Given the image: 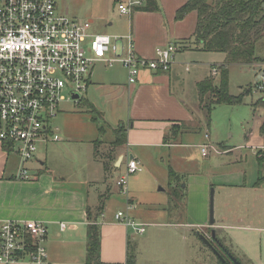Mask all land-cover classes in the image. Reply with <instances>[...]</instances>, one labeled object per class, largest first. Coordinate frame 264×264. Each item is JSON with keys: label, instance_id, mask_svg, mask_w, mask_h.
I'll use <instances>...</instances> for the list:
<instances>
[{"label": "rangeland", "instance_id": "1", "mask_svg": "<svg viewBox=\"0 0 264 264\" xmlns=\"http://www.w3.org/2000/svg\"><path fill=\"white\" fill-rule=\"evenodd\" d=\"M120 1L146 3V0H57V6L70 18L91 20L93 32L109 34L113 43L117 37L123 36L124 39L118 42L120 47L123 42L128 45L125 37L129 34H133L136 48L144 44L154 45L157 49L171 38L186 40L185 46L178 43L183 49L177 51L171 65L169 85L166 82L161 87L163 99H171L177 117L184 121L172 126L171 135H179L174 138L175 143L156 149L134 148V153L142 158V168L128 176L129 193L120 191L116 184L117 178L126 172L127 159H124L122 166L113 167L107 173L110 185L99 181L89 187L90 197L97 201L100 194L108 193L110 187V199L106 201L107 218L122 221L116 218V214L123 211L126 217L145 226L144 233H139L136 226H128L137 264H214L218 256L200 233L210 238L211 229H215L224 244L230 247L228 243L233 244L232 234L229 229L218 232L216 225L220 222L231 224L243 218L249 226L264 227V180L258 181L264 175V161L257 157V153L264 156V148L259 149L264 144L259 132L264 107L254 110L252 106L264 97V88H259L258 84L264 82L261 79L264 62L228 65L227 90L241 101L218 103L209 110L208 96L205 104L200 105L196 81L212 76L215 84H221L220 66L225 63V53L197 48L188 17L174 25V7L178 0H157L160 10L134 9L130 14L120 12ZM134 14L135 19H132ZM142 23H147V29L141 31ZM133 24L136 34L132 33ZM170 31L181 36L176 38V35L169 34ZM88 54L95 56L89 45ZM256 54L264 58V37L256 44ZM215 65L219 70L214 74L212 67ZM92 79L93 83H89L80 99L61 102L60 110L52 118V126L58 127L56 133L61 140L37 144L36 157L46 158L53 173L65 176L70 182L95 170L96 150L100 158L110 155L116 129L129 123V107L136 105L137 92L132 90L129 94L127 91L128 70L121 62L112 66L96 62ZM102 83L117 87L114 91L102 87ZM148 91L145 96H149ZM64 93L70 95L67 90ZM97 139L100 142L96 146ZM205 144L209 146L207 154L202 151ZM120 151L115 150L113 154ZM17 162V154L11 153L7 171L18 167ZM27 162L30 174H35L38 164L34 159ZM99 162L101 168L103 162ZM171 168L176 172L175 176H170ZM98 176L104 180L100 172ZM212 189L218 221L214 226L209 224ZM182 192L185 193L184 199ZM206 201L209 226H201L204 217L201 202L205 204Z\"/></svg>", "mask_w": 264, "mask_h": 264}, {"label": "built area", "instance_id": "2", "mask_svg": "<svg viewBox=\"0 0 264 264\" xmlns=\"http://www.w3.org/2000/svg\"><path fill=\"white\" fill-rule=\"evenodd\" d=\"M135 5L141 2L120 1L118 8L130 14ZM92 26L91 20L60 12L57 0H0V142L19 158L17 178L32 177L27 161H39L38 143L61 140L51 120L61 102L75 99V94H79L75 100L82 97L96 62L109 66L121 62L128 70V84L133 85L144 69L168 71L179 51L176 43H169L157 48L154 57L143 56L131 34L125 37L128 45L123 42L120 47L123 36L113 43L109 34L95 33ZM88 45L95 56L88 54ZM218 70V65L212 67L214 74ZM258 84L264 88V82ZM65 90L70 95L66 96ZM208 147L202 145L203 154ZM124 159L126 172L116 184L120 191L129 193L128 176L141 170L142 163L130 151ZM116 218L136 226L139 233L146 230L123 211ZM47 235L48 227L42 220L0 219V264H52L45 245Z\"/></svg>", "mask_w": 264, "mask_h": 264}, {"label": "crops", "instance_id": "3", "mask_svg": "<svg viewBox=\"0 0 264 264\" xmlns=\"http://www.w3.org/2000/svg\"><path fill=\"white\" fill-rule=\"evenodd\" d=\"M185 1H177L174 7V20L177 9ZM133 18L135 19V14ZM185 18L190 19L191 34H193L197 21L196 11L189 12ZM184 20L176 19L174 25ZM134 24L132 25V33L134 31L136 34ZM162 27L165 28L164 25ZM143 29H147V23H142L141 31ZM163 30L165 33L168 32L167 29ZM169 34L176 35V38L181 36L175 31H170ZM180 40L182 39L171 38L165 44L176 43ZM187 45L186 47H188ZM181 46L178 44L179 50L180 48L183 49ZM136 49L139 54L147 57H154L156 53L154 45L150 47L143 44ZM104 65L106 66V64ZM171 78L172 67L168 71L144 69L133 85H129L127 80L125 84H127L129 94L132 90L137 92L136 105L129 107V123L123 124L126 129V143L116 147L115 150L121 149L120 153L116 154L117 159L130 151L133 156L142 161V158L134 153V148L149 147L156 149L175 143L173 142L174 138L179 135H171L172 126L178 122L182 123L184 120L177 117L171 99L169 97L163 99L161 96V87L165 86L166 82L169 85ZM199 81L200 79L196 81V86ZM91 83H93L92 75ZM101 86L114 91L117 87L105 83H102ZM146 90H149V96H145ZM172 90L170 84L169 92L171 93ZM261 122H259V127ZM10 154L0 142V219H37L44 221L49 230L45 245L52 264H85L89 240L88 226L90 222L95 221L100 229L102 261L109 264L126 263L130 240L129 227L123 221L116 222L114 217L107 218L105 213L106 201L110 199V187H107L108 193L100 194L97 201L90 197L89 187L91 188L95 182L104 181L110 185L109 176L101 163L102 160L98 161L100 158L97 157L95 170H92L90 175L85 174L77 181L70 182L65 176L54 174L48 166V160L39 157V161H35L38 164L36 172L30 179L17 178L16 175L20 166L19 158L18 167L7 171ZM98 162L101 163V168L98 166ZM122 164L123 161L120 166ZM28 167L30 169L29 165ZM99 172L104 180L98 179ZM201 203L204 217L200 224H202L201 226H209L206 221L208 218L207 201L205 204ZM186 207H188V203ZM89 213H91L90 216ZM62 223H65V228H62ZM216 229L218 232L221 231L220 229H229L233 244H228L235 257L245 264H264V227L249 226L245 224L243 218H239L231 224L220 222L216 225ZM26 264L30 263L26 262ZM214 264H217V260Z\"/></svg>", "mask_w": 264, "mask_h": 264}, {"label": "trees", "instance_id": "4", "mask_svg": "<svg viewBox=\"0 0 264 264\" xmlns=\"http://www.w3.org/2000/svg\"><path fill=\"white\" fill-rule=\"evenodd\" d=\"M134 9L158 11L160 6L157 0H146L144 5L135 6ZM191 11L197 13V21L192 36L195 46L206 51L223 52L226 55L225 63L220 66L222 68L221 84H215L212 76H207L197 83L200 105L205 104L206 96L210 98L209 110L218 103L241 101L239 97L232 96L227 90V66L232 63L252 65L253 63L264 62V58L256 54V44L264 37V0H186L177 9L176 19H183ZM176 43L177 45L178 43L184 45L187 41L181 40ZM252 106L254 110L259 106L264 107V97L254 102ZM259 132L264 139V118L260 124ZM116 133V139L111 142L112 148H114H111L109 156L100 158L99 152L97 150L95 152V156L102 160L107 173L115 167L118 156L113 152L116 147L126 143V129L123 124L116 129ZM99 142L100 140H96L95 145L97 146ZM5 149L7 150V146ZM257 157L260 161H264V156L261 153H257ZM175 174L176 172L171 168L170 176H175ZM263 180L264 175L260 176L258 181L262 182ZM181 197L184 199L185 193L182 192ZM90 215L91 213H89ZM88 236L85 264H109L103 262L101 258L100 229L95 221L90 222L88 226ZM217 237L225 248L233 254L230 247L224 244L222 238L218 235ZM215 247L221 251L217 244ZM222 254L225 260L217 257V264H236L227 255ZM237 259L241 261L239 258ZM241 263L245 264L242 261ZM125 264H137V256L131 249L130 240Z\"/></svg>", "mask_w": 264, "mask_h": 264}, {"label": "water", "instance_id": "5", "mask_svg": "<svg viewBox=\"0 0 264 264\" xmlns=\"http://www.w3.org/2000/svg\"><path fill=\"white\" fill-rule=\"evenodd\" d=\"M264 72V71H263ZM74 98L77 99L79 98V94H75ZM125 154L121 155L115 162V167L120 166L121 162L124 159ZM209 216H210V221L209 224L211 226H214L217 222L216 217H215V199H214V189L211 190V196H210V210H209ZM201 238L209 245L212 247V249L214 250V252L216 253V255L221 258L220 253L218 252L217 248L213 245V243L211 242L210 238H208L207 236H205L204 234L200 233ZM212 237H216V230L212 229ZM231 258L232 260L236 263V264H242L241 261H239L237 259V257H235L234 255L231 254Z\"/></svg>", "mask_w": 264, "mask_h": 264}, {"label": "flooded vegetation", "instance_id": "6", "mask_svg": "<svg viewBox=\"0 0 264 264\" xmlns=\"http://www.w3.org/2000/svg\"><path fill=\"white\" fill-rule=\"evenodd\" d=\"M210 240H211V242L212 243H216L217 244V246H218V248L219 249H221V251H222V253H224L225 255H227L228 256V258L229 259H231L232 260V258H231V252L229 251V250H227L226 248H225V246L223 245V243L218 239V237H217V234H216V237H212V229H211V231H210ZM214 245V244H213ZM218 250V249H217ZM221 251H219L218 250V252L220 253V255H221V258L223 259V260H225V258H224V256H223V254L221 253ZM233 255V254H232ZM233 261V260H232Z\"/></svg>", "mask_w": 264, "mask_h": 264}]
</instances>
